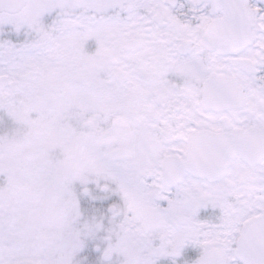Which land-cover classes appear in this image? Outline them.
Returning a JSON list of instances; mask_svg holds the SVG:
<instances>
[{
  "label": "snow or ice",
  "instance_id": "6c2138e0",
  "mask_svg": "<svg viewBox=\"0 0 264 264\" xmlns=\"http://www.w3.org/2000/svg\"><path fill=\"white\" fill-rule=\"evenodd\" d=\"M0 264H264V0H0Z\"/></svg>",
  "mask_w": 264,
  "mask_h": 264
}]
</instances>
